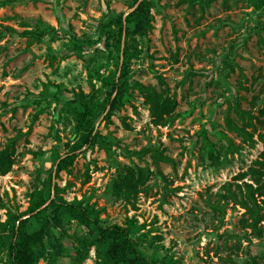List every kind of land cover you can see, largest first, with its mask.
I'll return each mask as SVG.
<instances>
[{
    "label": "rangeland",
    "instance_id": "374dc122",
    "mask_svg": "<svg viewBox=\"0 0 264 264\" xmlns=\"http://www.w3.org/2000/svg\"><path fill=\"white\" fill-rule=\"evenodd\" d=\"M150 1L152 26L134 38L121 103L108 115L106 105L93 125L96 138L52 184L66 202L93 204L102 225L133 217L142 225L135 236L145 233L139 248L148 264H264V195L255 194L260 236L232 198L218 199L219 209L212 204L228 188L256 186L248 169L259 167L264 150V0ZM131 2L0 0V149L11 140L15 147V162L0 174L1 232L10 215L27 208L31 192L44 188L55 158L71 153L78 101L113 97L121 54L116 68L101 25ZM137 82L175 100L170 119L152 120ZM236 105L253 115L252 126ZM226 117L250 138L229 129ZM154 151L168 159L154 160ZM127 166L150 173L129 201L111 187ZM59 209L64 218L44 236L46 253L36 264H95L94 246L78 262L72 241L95 231ZM38 227L30 217L27 231ZM54 246L64 252L50 261ZM0 264H8L3 246Z\"/></svg>",
    "mask_w": 264,
    "mask_h": 264
},
{
    "label": "trees",
    "instance_id": "16d2710c",
    "mask_svg": "<svg viewBox=\"0 0 264 264\" xmlns=\"http://www.w3.org/2000/svg\"><path fill=\"white\" fill-rule=\"evenodd\" d=\"M211 1L205 0L206 3ZM256 1L261 2L262 0ZM151 7L150 0H132L128 12L125 14L122 12L112 14L102 22L100 34L105 37L108 46L112 42L116 49V68L121 54L119 82L117 81L112 85L115 93L112 98L108 95L104 101L95 100L93 97L81 98L78 101L76 108L73 110L76 127L78 128V137L71 146V153L55 158L54 170L47 176L44 188L34 189L30 194L27 208L17 216L10 215L2 224L5 228L4 231H0V248L2 246L5 248L8 264H36L38 259L45 255L44 236L46 234L51 235V225L60 224L64 218V215L59 213L60 207L66 210V216L75 218L88 230L95 231V235L91 237L74 235L72 241L75 245L74 258L76 261L80 262L87 255L89 247L94 246L95 264H148L139 248V242L142 241L145 233L135 236L136 229L142 228V225H137L133 217L126 218L124 224L102 225L98 210L93 204L77 200L70 202L63 200L59 195L60 187L55 183L52 184V176L57 177L60 170L67 169V165L73 161L76 150L85 142L96 138L93 125L106 105L109 106L105 113L108 115L121 103L130 72L129 61L133 55V41L136 36L145 35L151 28ZM135 87L141 91L145 100L149 103V111L152 120L156 124L164 123L172 117L171 114L176 106L173 98L164 96L163 93L156 92L152 87L150 88L138 82ZM235 110L239 116L247 118L249 125L254 124L251 121L253 115L247 110L241 109L238 105H236ZM225 121L229 129L235 130L246 139L250 138V133L244 125H237L231 117H226ZM229 144L233 145L231 142ZM14 152V140H11L4 148L0 149V174H5L11 169L12 164L15 162ZM153 156L156 161L168 159L159 151H154ZM259 156L262 159L255 160L259 167L248 169V172L255 175L256 186L253 188L251 184L247 183L244 192L239 190L236 192L228 188L226 195L219 194L217 200L212 203L217 209H219L218 199L221 198H232L239 203L249 214L250 220L246 221V225L251 227L257 236H260L263 232V229L257 225L261 215L255 194L264 195V150L260 152ZM149 174V170L145 167H125L119 177L114 178L111 182L114 195L127 201L134 199L138 192L144 190ZM85 175L88 176V173L86 172ZM51 189L54 191V196L50 198ZM30 217H33L39 224V227L33 231H27L26 229ZM149 244L150 246L153 245V241H150ZM63 252L61 246H54V249L49 252L48 260H54L58 255H63ZM167 262L171 264V259H167Z\"/></svg>",
    "mask_w": 264,
    "mask_h": 264
}]
</instances>
